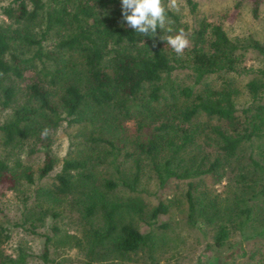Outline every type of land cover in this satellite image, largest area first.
<instances>
[{
	"label": "trees",
	"instance_id": "obj_1",
	"mask_svg": "<svg viewBox=\"0 0 264 264\" xmlns=\"http://www.w3.org/2000/svg\"><path fill=\"white\" fill-rule=\"evenodd\" d=\"M186 3L195 15L199 4ZM263 4L254 0V18ZM0 15V137L15 154L0 157V186H33L58 168L30 220L33 232L52 228L46 263L64 206L79 215L81 237H65L84 264H160L171 247L160 217L173 210L211 234L207 252L240 236V264H264V42L232 38L208 17L184 23L171 8L173 31L144 37L123 21L121 0H0ZM180 29L189 46L177 56L160 37ZM63 125L75 141L57 167L50 145ZM28 144L44 154L37 170L17 154ZM174 182L186 189L148 203V185ZM8 234L0 215V264H25L5 254Z\"/></svg>",
	"mask_w": 264,
	"mask_h": 264
},
{
	"label": "rangeland",
	"instance_id": "obj_2",
	"mask_svg": "<svg viewBox=\"0 0 264 264\" xmlns=\"http://www.w3.org/2000/svg\"><path fill=\"white\" fill-rule=\"evenodd\" d=\"M196 2L199 6L195 15L190 13L186 0H178V9L172 10L180 16L184 23L191 25L195 21L208 17L211 21L221 23L232 38L253 36L264 42V4L259 18L256 19L253 16L254 0H196ZM1 20L3 17L0 15ZM250 65H258L254 55L249 58L248 66ZM245 99L246 96L243 97L241 103H244ZM8 115L9 112L0 110V124L5 121ZM132 130L134 129L132 128ZM75 133L74 128H67L63 125L53 135L50 148L52 155L58 161L57 167L61 165L67 153L72 150ZM1 143L0 137V157L9 160L14 159V152L10 154L8 150L2 147ZM32 146L33 144H28L23 151L17 154L25 163L37 170L43 164L44 154L42 152L32 153ZM57 170L50 177L37 181L33 186L26 184L14 191L8 190L7 186H0V215L5 219L9 233L2 248L5 254L14 258L23 253L26 257L25 264H84L85 252L77 246L78 242L67 240L65 237L66 233L68 236L79 238L82 235L79 215L75 211L64 206L55 210L58 216L55 217L56 219H51L50 225L59 227L60 232L58 238L50 244L51 263H46L42 259V254L46 241L45 235L52 234V228H40L33 232V228L30 226V220L34 217L33 214L41 209L37 200V191L39 187L46 188L52 185ZM225 184L224 182L217 185L214 189L218 193H222ZM177 185L178 183L174 182L168 188L160 191L154 184L148 185L146 191L151 193L146 197L148 203L157 205L160 201H166L168 197H174V194L180 192L179 189H186L185 184H180V188ZM44 204L49 207L47 202L44 201L43 206ZM159 223H171L168 231L171 247L160 260V264H240L247 259L241 256L239 242L241 243L242 240L240 236H233L220 252L215 249L207 252L208 245L212 243L211 234L190 228L186 224L185 218L178 211L173 210L171 215L160 217ZM142 231H145V228H142ZM243 245L251 251L257 247L254 242L249 241H244Z\"/></svg>",
	"mask_w": 264,
	"mask_h": 264
},
{
	"label": "clouds",
	"instance_id": "obj_3",
	"mask_svg": "<svg viewBox=\"0 0 264 264\" xmlns=\"http://www.w3.org/2000/svg\"><path fill=\"white\" fill-rule=\"evenodd\" d=\"M178 9V0H169L168 7L165 6L164 0H121L122 18L127 26L134 32L142 34L144 37L156 35L157 29L171 33L173 29L166 27L169 23L167 11ZM161 40L166 41L167 46L176 53L177 56L183 54L189 46L187 34L183 29L177 31L175 35L161 36ZM48 129L42 132L46 135Z\"/></svg>",
	"mask_w": 264,
	"mask_h": 264
}]
</instances>
